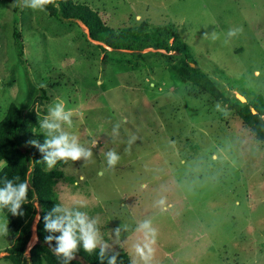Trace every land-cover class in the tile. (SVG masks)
Masks as SVG:
<instances>
[{"label":"rangeland","instance_id":"obj_1","mask_svg":"<svg viewBox=\"0 0 264 264\" xmlns=\"http://www.w3.org/2000/svg\"><path fill=\"white\" fill-rule=\"evenodd\" d=\"M72 1L112 29L172 24L229 96L264 99V0ZM161 54L112 52L38 0H0V120L11 103L38 114L45 169L62 172L56 198L87 246L131 264H264V142ZM6 227L0 210V264Z\"/></svg>","mask_w":264,"mask_h":264},{"label":"trees","instance_id":"obj_2","mask_svg":"<svg viewBox=\"0 0 264 264\" xmlns=\"http://www.w3.org/2000/svg\"><path fill=\"white\" fill-rule=\"evenodd\" d=\"M38 3L50 18L59 22L80 21L93 41L112 52L130 51L141 56L142 51L153 49L164 51L166 55H161L169 60L176 57L170 70L179 81L199 88L232 111L256 142H264L263 97L255 94L248 97L237 91L246 99L242 103L235 96H229L197 66L189 46L172 24L154 26L144 20L134 26L112 29L97 11L72 0H38ZM14 37L21 57L22 43L17 30ZM221 78L230 81L223 74ZM33 98L30 103L38 100L42 104L49 100L45 90ZM38 127L39 116L28 105L22 109L11 103L0 120V162L4 163L0 169V210L7 221L6 235L11 241L5 259L10 264H42L43 261L45 264H131L125 253L112 254L87 246L73 222L65 218L54 192L62 172L45 169L50 151L47 142L39 136ZM36 216H39L35 229L37 242L26 256Z\"/></svg>","mask_w":264,"mask_h":264},{"label":"water","instance_id":"obj_3","mask_svg":"<svg viewBox=\"0 0 264 264\" xmlns=\"http://www.w3.org/2000/svg\"><path fill=\"white\" fill-rule=\"evenodd\" d=\"M107 48V47H106ZM191 65V67H194V64H190ZM240 102H242V103H245L246 102V99L245 98H243V96L242 95H239V94H237V97H236ZM244 100V101H241V100Z\"/></svg>","mask_w":264,"mask_h":264},{"label":"bare ground","instance_id":"obj_4","mask_svg":"<svg viewBox=\"0 0 264 264\" xmlns=\"http://www.w3.org/2000/svg\"><path fill=\"white\" fill-rule=\"evenodd\" d=\"M242 101V100H241Z\"/></svg>","mask_w":264,"mask_h":264}]
</instances>
